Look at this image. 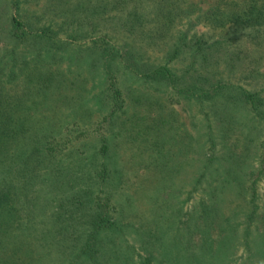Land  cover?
Here are the masks:
<instances>
[{"label":"rangeland","instance_id":"1","mask_svg":"<svg viewBox=\"0 0 264 264\" xmlns=\"http://www.w3.org/2000/svg\"><path fill=\"white\" fill-rule=\"evenodd\" d=\"M115 1L22 0V19L35 34L19 39L9 34L17 11L11 0H0V59L18 71L9 98L40 101L37 117L60 112L62 120L69 118L55 134V160L64 171L84 158L100 167V136L110 138L124 224H137V231H126L136 236L120 247L123 260L115 252L113 264H148L151 247L156 256L161 252L159 238L179 213L185 219L196 209L217 210L216 202L231 221L213 224L214 236L232 235V229L240 235L251 214L248 242L229 243L237 246L238 264L247 258V244L259 249L253 264H264V26L227 23L248 0H175L172 9L161 0ZM45 28L51 38L38 35ZM103 50L112 51L106 61L118 78L121 106L112 100ZM164 65L174 85L150 75ZM67 131L73 135L68 144ZM33 228L39 234L14 228L18 255L7 240L0 264H93L74 263L75 254L39 260L42 235L38 224ZM174 229L185 234L181 226Z\"/></svg>","mask_w":264,"mask_h":264},{"label":"trees","instance_id":"2","mask_svg":"<svg viewBox=\"0 0 264 264\" xmlns=\"http://www.w3.org/2000/svg\"><path fill=\"white\" fill-rule=\"evenodd\" d=\"M121 1L128 0H116L115 3ZM11 3L17 13L11 17L9 34L19 39L35 34L32 27L22 19V0H11ZM160 4L165 5V9H172L176 2L161 0ZM101 7L106 8L105 5ZM231 17L227 23L240 28L264 26V0H248L243 9ZM222 23L224 21L219 22ZM51 32V28H45L38 35L51 38ZM103 51L112 100L114 105L121 106L122 94L118 78L111 72V62L106 61L107 55L112 56V51ZM128 66L132 68V64ZM16 68V64L9 67V59H0V247H4L7 240L9 247L15 244V227L31 229L37 235L39 230L33 226L38 224L43 243L37 256L39 260L53 262L59 257L63 259L67 254L68 257L75 254L77 259L74 263L84 258L93 264H100L102 259H105V263L113 264L111 259L115 257L114 254L120 252L124 243L130 245L131 237L136 236L126 233L127 229L137 231V224L134 221L124 224L127 219L126 208L121 209L119 200L122 196V183H118L115 176L113 177V172L117 169H113L108 159L111 154V140L100 136V167L84 158V163L79 161L74 170L71 163H68L64 171V164L55 160L60 146L55 134L60 131V122L67 123L69 118L62 120L60 112L37 117L36 113L41 111L40 101L31 96L17 100L9 98V85L16 86L18 83L15 82L18 76ZM150 75H154L155 79L160 78L170 86L175 83L173 73L165 65L153 68ZM9 79L12 80L10 83ZM58 108L57 105L56 109ZM72 125L75 129L78 126L77 121ZM72 136V132L67 131L62 138L68 144V140L73 142ZM61 175L63 176L59 178ZM205 176L206 173L203 178ZM45 181L47 184L43 185L42 182ZM42 188L50 201L47 213L50 214L52 210L53 212L44 222L38 223L39 218L48 215L43 211L48 202ZM254 191L250 199L253 205L257 195L256 190ZM217 203V210L204 208L200 212L196 209L190 211L185 219L179 213L174 218V228L183 227L185 234L168 228L159 238L161 252L157 256L156 247H151L148 264H238L235 255L237 246L230 244L229 239L248 242L251 214L246 216L247 225L243 233L239 235L238 229H232V235L217 238L213 233V224L217 227L219 220L227 223L231 221L230 214L223 212L222 206ZM201 217L203 222L200 221ZM19 247L15 244L11 249L17 254ZM258 250L252 245H245L247 258L240 264H253ZM117 254L116 259L123 260L124 253Z\"/></svg>","mask_w":264,"mask_h":264}]
</instances>
